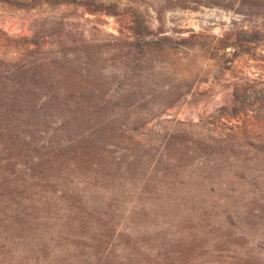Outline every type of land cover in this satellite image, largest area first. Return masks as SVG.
Returning <instances> with one entry per match:
<instances>
[{"label": "rangeland", "instance_id": "1", "mask_svg": "<svg viewBox=\"0 0 264 264\" xmlns=\"http://www.w3.org/2000/svg\"><path fill=\"white\" fill-rule=\"evenodd\" d=\"M18 58L56 99L106 105L98 134L136 150L99 209L179 229L180 264H240L228 245L264 233V0H0V62ZM148 180L169 186L133 197ZM15 242L0 229V264H19Z\"/></svg>", "mask_w": 264, "mask_h": 264}, {"label": "trees", "instance_id": "2", "mask_svg": "<svg viewBox=\"0 0 264 264\" xmlns=\"http://www.w3.org/2000/svg\"><path fill=\"white\" fill-rule=\"evenodd\" d=\"M13 62H0V229L13 234L22 248L17 253L8 250L9 259L19 264H180L171 250L172 240L165 236L167 229L175 235L179 229L168 225L151 231L140 222L149 223L146 217L125 211L111 215L108 208L99 209L105 198L117 196L116 181H126L136 151H119L98 134L106 105L56 99L50 87L40 88L28 78L33 68L19 58ZM262 178L264 196V169ZM168 186L148 180L135 184L130 193L142 197ZM130 230L135 234L130 235ZM126 232L132 236L133 248L123 243ZM101 235L108 239H100ZM181 235L189 239L187 243L195 239L186 232ZM249 236H256L250 238L252 246L247 237L242 244L226 242L229 248L245 252L237 258L240 264H257L252 253L264 259V233ZM143 240L150 241L140 243L147 254L138 247ZM85 243L91 253L82 251ZM229 258L233 264L234 257Z\"/></svg>", "mask_w": 264, "mask_h": 264}]
</instances>
